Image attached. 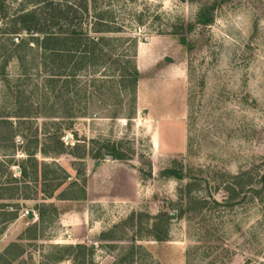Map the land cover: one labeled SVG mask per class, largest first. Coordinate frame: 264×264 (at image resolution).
<instances>
[{
	"label": "rangeland",
	"instance_id": "rangeland-1",
	"mask_svg": "<svg viewBox=\"0 0 264 264\" xmlns=\"http://www.w3.org/2000/svg\"><path fill=\"white\" fill-rule=\"evenodd\" d=\"M0 3V264H264V0H97L140 80L71 103L9 34L31 5ZM107 144L125 159L94 160ZM102 163L113 186L88 201ZM76 245L93 249L59 248Z\"/></svg>",
	"mask_w": 264,
	"mask_h": 264
},
{
	"label": "trees",
	"instance_id": "trees-1",
	"mask_svg": "<svg viewBox=\"0 0 264 264\" xmlns=\"http://www.w3.org/2000/svg\"><path fill=\"white\" fill-rule=\"evenodd\" d=\"M25 2L31 5V10L24 9L25 6L23 9L20 8L16 16L12 17L9 34L16 36L25 34L31 37L29 50L32 59L37 62L36 69L45 76L47 92L55 94L57 103L61 99L64 103H71L70 97L76 94L77 97L87 100L89 93L99 97L109 93L115 99H119L120 91H126L129 87L133 95L135 94L140 80L136 67V53L131 57L127 54H117L119 43L122 42L109 36L115 33L112 28L114 25L112 17L108 16V12L97 14L98 9L95 8L97 0H25ZM4 11L0 3V15ZM90 14L93 15V19L87 24ZM180 43L184 44V40H180ZM20 44H23V40ZM24 45L28 48L29 40ZM81 78L84 82L80 81ZM78 86L81 88L77 90ZM54 106L55 104L51 107ZM111 118L117 119V116L113 115ZM54 142L63 147L60 138L55 137ZM37 143L36 141L31 154H28L35 163ZM120 151L116 144L103 145L93 159L97 162L104 161L105 158L121 161L125 158ZM161 175L167 178H182V173L173 169L165 170ZM233 180L235 184L228 192L231 196L223 203L224 206L229 204L228 200L232 201L238 193H242L244 187L251 184L253 177L250 173H244L235 176ZM260 180L264 184V175ZM74 200L85 201V190L82 197ZM214 205L223 206L217 202H214ZM59 248L66 253L75 252L79 255L92 252L93 249L81 245ZM75 264L78 263L75 261Z\"/></svg>",
	"mask_w": 264,
	"mask_h": 264
},
{
	"label": "crops",
	"instance_id": "crops-1",
	"mask_svg": "<svg viewBox=\"0 0 264 264\" xmlns=\"http://www.w3.org/2000/svg\"><path fill=\"white\" fill-rule=\"evenodd\" d=\"M114 166L109 165L108 163H102L96 166L93 169V172L89 173L88 181H87V200L90 201L95 195L96 192L101 193L104 191L107 193V189H111L112 182L109 180H104L106 172L111 170V174L114 175V170H112ZM69 216H75V214L70 213Z\"/></svg>",
	"mask_w": 264,
	"mask_h": 264
},
{
	"label": "built area",
	"instance_id": "built-area-1",
	"mask_svg": "<svg viewBox=\"0 0 264 264\" xmlns=\"http://www.w3.org/2000/svg\"><path fill=\"white\" fill-rule=\"evenodd\" d=\"M23 216H29V213L28 212H25Z\"/></svg>",
	"mask_w": 264,
	"mask_h": 264
}]
</instances>
